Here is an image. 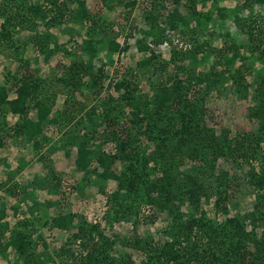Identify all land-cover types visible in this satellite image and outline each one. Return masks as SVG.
<instances>
[{"label": "rangeland", "instance_id": "rangeland-1", "mask_svg": "<svg viewBox=\"0 0 264 264\" xmlns=\"http://www.w3.org/2000/svg\"><path fill=\"white\" fill-rule=\"evenodd\" d=\"M7 1L9 0H0V4L6 5ZM25 1L43 3L45 7L48 6L43 0ZM85 2L87 8L93 12L103 8L102 0H85ZM194 2L197 10L208 12L215 0L205 2L194 0ZM217 2L219 7H223L224 13L238 10L245 22L248 21L250 15L257 19L256 25L264 26V4L258 5L249 0L247 2L245 0H220V3L218 0ZM18 3L15 1L16 5ZM189 3L190 0H167L165 3L167 9L163 10V13L176 9L180 15L185 14L189 12ZM191 3L194 5L193 0ZM67 4L70 7L76 6L71 1ZM149 4L150 0H136L132 11L128 13L129 21L123 18L127 15L123 16L124 8L116 7L109 11L103 8V15L111 20L108 23V26H111L110 30L105 26L107 35L122 42L131 26L145 28L141 15ZM163 13L158 17V27L165 29L167 38L158 46L148 41L152 47L154 46L153 56L150 51H141L133 38L129 39V48L120 53H110L106 44H100L95 47L93 55L92 53L84 54L82 45H84L86 27L73 24L70 20L49 28L41 23L36 28L35 26L30 27L28 23L19 30L10 28L12 31L10 39L18 46L17 50L9 45L7 40L1 41L0 86L11 89L7 93L9 98H13L18 83L17 85L13 83L12 75L15 72L19 74L18 76L31 73L36 79L35 82L39 84L41 97L44 99L48 97L49 101L52 97L49 117L54 115L57 118L56 122L46 121L42 125L41 134L38 136L42 139V146L36 149L22 132L17 134L13 132V128L23 118L19 114L10 112L7 105L0 106V138L4 141L0 148V214L3 213L2 218L0 216V233H3V237H7L16 222H26L29 229L34 230L33 238L36 240L34 242L37 253H46V257H43L44 262L34 264H51L47 261L49 257L57 264H65L62 260L68 258V253L59 254L58 250L67 242V237L73 230H59L52 224L54 216L62 213H75L78 219H84L87 223L99 224L96 233L101 234H99L100 238L115 241L111 253L117 259L129 255L135 264H141L148 256V250L143 243L148 242L150 247L160 248L166 241H171V236L165 234V230L173 224L174 215L180 217V221L185 222L191 216L198 217L199 209H202L211 221L221 222L231 216L244 217L252 210L255 190L244 175L249 168L259 170L261 159L257 157L256 159L249 157L247 160L240 155H236V159L231 156L218 158L215 173L223 170L230 174H237L239 177L237 185L233 183L229 190L228 198L223 204L225 208L215 205V195H211L208 199L201 197L198 211L194 210L186 198L178 201L180 198L176 197V201H172L171 209L168 211L156 203L153 206L147 204L148 206L140 208L138 214L126 212L119 217V220L112 218L114 211L109 210L107 202L108 195L117 186V181L99 175L102 167L98 166L94 157L88 166V172L79 171L76 168L75 160L82 138L87 140L86 148L98 149L106 154L116 152L117 145L111 139L112 137L110 138V135H113L112 130L105 125L107 123L104 122V115L110 112L109 107L114 101L120 100L119 97L124 92V88L117 90L114 88V83L123 79L133 83L139 97L153 100L156 95V89H153L155 86L179 78L184 81L183 95L191 98L194 96L193 100L202 107L206 126L215 129L219 134L222 128L226 129L231 140L241 137L243 133L251 137H254L255 133H264V115L260 120L250 116L251 108L256 107L258 100L255 92L257 87L255 75L264 77V53L262 61L254 63L252 54L256 53H251L249 49L251 45L246 33L239 32L236 38L239 42H243V45L249 43L244 47H240L234 37L232 39L226 37V31L232 34L237 31V27L231 20H227L218 30L217 25H209L208 30L205 29L202 36L194 41L187 35L181 34L179 30L169 29L168 23L163 24ZM1 22L2 17H0ZM124 23L127 26L125 30L122 29ZM45 31L49 35L48 38L46 37L47 48L39 51V45L35 42L34 36L37 32ZM135 35L140 36L138 32ZM231 42H236L240 55L246 58L242 65L243 68L245 67L244 77L249 85L245 96L234 93V83L228 77L227 72H225V79L222 80L223 83L219 81L206 86L192 81V86H189L187 78H191L190 73L191 75L194 72L193 74L210 76L211 62L220 58L218 50H225ZM193 44L199 45V50L193 49ZM263 46L262 43L260 48L262 49ZM172 47L178 52L174 59L171 57ZM185 52H187L186 56ZM241 56L235 61L233 68L241 65ZM142 58L147 62L139 65L138 62ZM87 61L91 62V68L85 69ZM80 63L83 68L78 66ZM73 65H76L77 73L71 74L69 68ZM251 65L257 70L255 73L247 71L248 68L251 70ZM189 66H191V71L188 73L180 69L181 67L189 68ZM217 66V69L221 67L220 64ZM97 75L100 76L99 85L92 87L91 76L96 77ZM70 76H74L72 80L75 85L69 82ZM109 97H112V101L114 100L112 102L110 99L111 106L109 104L103 106L102 102L109 100ZM27 110L26 117L33 121L36 120V109L31 102L27 105ZM130 110L131 108L126 105L123 114L117 113V109L112 110L119 117V126L114 130V135L118 137V140L124 137L125 132H132L133 128L127 122ZM140 138L138 143L148 154L154 147L153 143L145 137ZM255 139L256 137L252 140L253 145ZM176 141H171V145ZM261 149L264 151V143H261ZM201 164L197 160L185 157L182 163L172 168L173 175L180 179L186 174H193L196 172L195 167ZM149 166L153 169L151 171L153 183L158 186L160 183L158 178L161 177L162 169L158 164L154 166L152 161L149 162ZM123 169L124 164L119 161L111 166V170L116 174H120ZM125 189L123 188L122 192L126 194ZM152 191L156 194L153 198L157 199L159 195L157 190ZM246 223V231L254 228L251 221L247 220ZM255 231L256 237H260L263 232L261 227L256 228ZM194 236L191 240H194ZM134 239H138L139 247L128 244V242L133 243ZM203 242L197 240L200 245H203ZM72 246L79 249L77 244ZM16 263L20 264V258L14 251L9 250L5 256L0 253V264Z\"/></svg>", "mask_w": 264, "mask_h": 264}, {"label": "trees", "instance_id": "trees-1", "mask_svg": "<svg viewBox=\"0 0 264 264\" xmlns=\"http://www.w3.org/2000/svg\"><path fill=\"white\" fill-rule=\"evenodd\" d=\"M15 1L19 3L16 5ZM43 1L48 4L47 7L43 3H31L25 0H9L6 5L0 4V17H2L0 44L1 41L7 40L15 50L18 49V46L13 44L10 39L12 32L10 28L19 30L21 27H25L26 23L30 24V27L35 26L34 28L39 26V23L49 28L67 20L73 24L86 27L84 45H82L84 54L92 53L93 55L95 47L100 44H106L110 53H120L129 48V39L133 38L134 43L141 51H150L151 56H153L154 46L160 45L167 38L165 29L158 27V17L159 15L162 16L163 10L167 9L165 7L167 0H150L146 11L141 15V21L145 28L131 26L122 42L107 35L105 26L108 29L111 28L108 26L111 20L103 15V8L107 11L114 10L116 7L124 8L123 16L124 14L127 15L123 18L129 21L128 13L132 11L136 0H102L103 8L96 12L87 8L85 0H69L76 4L75 7L68 6V0ZM205 1L201 0V2ZM217 1L213 2V6L208 12H203L196 9L194 0V5L190 0L189 12L180 15L176 9L168 10L167 13H163V24L168 23V28L172 31L179 30L181 34L196 41L199 36H202L201 34L205 29L208 30L209 25H217L218 30L227 20H231L237 27V31L235 34L226 31L225 36L231 39L234 37L240 47L248 46L250 43L251 53H256L252 54L254 63L256 61L261 62L264 46L261 49L260 45L264 44V26L256 25L257 19L250 15L248 21L245 22L238 10H230L229 13H224L223 7H219ZM245 1L247 2V0ZM250 1L258 5L264 4V0ZM126 27L124 23L122 29L125 30ZM136 32L140 34L139 37L135 35ZM239 32L246 33L248 44L243 45V42L241 43L236 39ZM46 37H49L46 31L35 33L34 39L39 45V51H44L47 48ZM149 40L154 45L153 47L148 42ZM236 42H231L225 50H218L217 53H219L220 58L211 62L209 77L204 74H193V72L192 75L190 73L189 77L191 78H187V84L192 86V81L206 86L216 84L219 81L223 83L222 80L225 79V72H227V74L229 73L228 77L234 83V93L245 96L249 85L244 77L243 70L245 67L243 68L242 65H244L246 58L240 55L239 46ZM193 49L199 50V45L193 44ZM186 53H184L185 56ZM177 55L178 52L172 47V59L176 58ZM240 56L242 57L241 65L233 68L235 61ZM209 58L210 56L207 61ZM146 62V59L142 58L138 64L141 65ZM90 63L87 61L84 68H91ZM219 64L221 67L217 69ZM75 66L69 68L71 74L77 73ZM78 66L83 68L82 63ZM190 67H181L180 69L188 73L191 71ZM247 71L255 73L257 70L251 65V70L248 68ZM18 75L17 72L12 75L13 83L16 85L18 83L13 98H9L7 93L11 89L0 86V106L7 105L10 112L19 114L23 118L13 128V132L16 134L22 132L28 141H31L32 146L39 149L42 146V139L38 137L41 134L42 125L46 121H50V123L57 121L54 115L49 117L52 109L50 102L52 97H50V101L48 97L45 99L41 97L39 84L35 82L36 79L31 73ZM255 76L256 81H254L257 83L255 92L258 100L256 107L251 108L250 116L260 120L264 115V77ZM73 77L70 76L69 82L75 85L72 80ZM99 78V75L91 76L90 84L92 87L99 85ZM124 80H118L114 83L115 89L124 88V92L119 97L120 100H113V102L112 97H109V100L102 102L103 106L113 102L112 106L109 107L110 112L108 110L109 113L104 115V122L112 130L113 135H110V138L112 137L111 139L116 142V152L106 154L98 149L86 148L87 140L82 138L78 145L75 160L76 168L79 171L88 172V166L94 157L98 166L102 167V172L99 175L117 181V186L107 199L109 210L113 209L114 211V214L111 215L114 216L112 218L119 220V217L126 212H134L136 215L140 208L147 204L153 206L156 203L168 211L171 209L172 201H176V197L180 198L178 201L186 198L194 210L198 211V203L201 197L208 199L211 195H215V205L225 208L223 204L228 198L229 190H231L233 183L237 185L239 177L237 174H230L223 170L215 173L218 158L231 156L236 159V155H240L246 160L249 157L261 159L258 171L249 168L244 175L255 190V202L250 212L246 213L244 217L231 216L221 222L211 221L205 216L202 209H199L200 215L198 217L191 216L185 222L180 221V217L174 215L172 217L173 224L167 228L168 230H165V234L171 236V241H166L160 248L150 247L148 242L143 243V246L148 250V256L141 264H264V151L261 149V143H264V133H255L256 139L253 145L254 137L247 133L231 140L226 129L222 128L219 134L215 129L206 126L202 107L193 100L194 96L191 98L183 95L182 84L184 81L179 78L172 79L173 82L168 80L155 86L153 89H156V95L153 100L139 97L133 83L127 80L125 83ZM30 102L36 109L37 118L34 121L26 117L28 114L27 105ZM125 105L131 108L127 122L133 129L132 132H125L124 137L118 140V137L114 135V130L119 126V117L112 110L117 109V113L123 114ZM141 136L153 143L154 147L148 154L138 143ZM171 141L176 142L171 145ZM3 144L4 141L0 138V148ZM185 157L197 160L202 164L195 167V173L186 174L177 179L173 175L172 168L176 164L182 163ZM117 161L124 164V169L120 174L111 170L112 164ZM150 161L153 162L154 166L158 164L162 169L161 177L158 178L160 182L158 186L153 183L151 177L153 169L149 168ZM175 181L176 183L173 184ZM123 188H126V194L122 192ZM155 189L159 194L157 199L153 198L156 194L152 190ZM2 214H0L1 218ZM247 220L251 221L254 227L252 230L246 231ZM52 224L59 230H73L68 235L67 242L58 250L59 254L68 253V258L62 260L65 261V264H135L129 255L117 259L111 253L115 241L109 238H100V233H96L99 224L87 223L84 219H78L76 214L71 212L54 216ZM259 227L262 228L263 232L260 237H256L255 229ZM33 236L34 230L29 229L26 222H16L7 237H3V233H0V253L5 256L9 250L14 251L20 258V264L44 262L43 257H46V253H37ZM192 236H194V240H191ZM197 240L204 241V244L200 245ZM73 244H77L79 249H75ZM128 244H133L136 247L140 245L138 239H134L133 243L128 242ZM47 261H50L51 264H57L51 257Z\"/></svg>", "mask_w": 264, "mask_h": 264}, {"label": "built area", "instance_id": "built-area-1", "mask_svg": "<svg viewBox=\"0 0 264 264\" xmlns=\"http://www.w3.org/2000/svg\"><path fill=\"white\" fill-rule=\"evenodd\" d=\"M175 40H177V41H178V39H175Z\"/></svg>", "mask_w": 264, "mask_h": 264}]
</instances>
